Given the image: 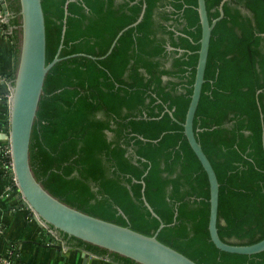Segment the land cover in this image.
<instances>
[{
	"label": "trees",
	"instance_id": "16d2710c",
	"mask_svg": "<svg viewBox=\"0 0 264 264\" xmlns=\"http://www.w3.org/2000/svg\"><path fill=\"white\" fill-rule=\"evenodd\" d=\"M222 1L205 0L210 22ZM41 5L45 61L59 47L61 59L46 73L31 131L29 164L40 185L71 208L145 235L163 223L156 238L197 264H264V250L222 251L209 237L208 178L182 126L201 34L197 0ZM221 8L193 130L219 183L218 235L250 245L264 238V0H224ZM0 26L16 55L8 20ZM47 230L68 248L140 264Z\"/></svg>",
	"mask_w": 264,
	"mask_h": 264
},
{
	"label": "water",
	"instance_id": "95a60500",
	"mask_svg": "<svg viewBox=\"0 0 264 264\" xmlns=\"http://www.w3.org/2000/svg\"><path fill=\"white\" fill-rule=\"evenodd\" d=\"M223 2L224 0L219 6V17L210 22L205 0H197L201 34L192 93L182 126L189 146L208 178L209 216L207 228L210 240L222 251L255 254L264 250V238L250 245H235L226 243L219 237L217 231L219 183L193 130V119L204 82L211 31L215 22L223 15L221 8ZM0 3L6 12L4 21L8 20L16 41L15 70L8 80L10 98L6 137L11 150L12 174L19 192V206L28 209L41 226L48 227L50 225L68 236L118 253L140 264H197L156 238V233L163 227V223L159 224L155 234H142L129 227L99 219L67 206L51 196L35 179L29 164L31 131L46 73L61 59L59 57L60 47L55 57L47 64L45 61V21L41 0H7L10 15L7 13L5 0H0ZM143 9L134 23L118 33L107 54L120 34L141 20ZM66 13L65 9V15ZM62 32H64V26ZM261 136L263 139L264 130ZM144 203L151 214L157 217L148 203Z\"/></svg>",
	"mask_w": 264,
	"mask_h": 264
},
{
	"label": "crops",
	"instance_id": "0c3cea01",
	"mask_svg": "<svg viewBox=\"0 0 264 264\" xmlns=\"http://www.w3.org/2000/svg\"><path fill=\"white\" fill-rule=\"evenodd\" d=\"M15 47L0 26V153L7 144L10 88L8 80L15 70ZM2 178L0 154V255L10 248L24 264H120L108 257L81 249L68 248L63 241L49 234L26 208L20 207L18 196L6 192Z\"/></svg>",
	"mask_w": 264,
	"mask_h": 264
},
{
	"label": "built area",
	"instance_id": "2783aa9c",
	"mask_svg": "<svg viewBox=\"0 0 264 264\" xmlns=\"http://www.w3.org/2000/svg\"><path fill=\"white\" fill-rule=\"evenodd\" d=\"M0 6L2 7L1 3H0ZM5 15H6V12L4 11V9H3V12L0 10V23L4 21ZM5 97L9 100L10 91L8 94H6ZM0 154L2 157V178L6 185L5 186L6 192L17 195L19 199V192L17 189L16 181H15L14 175L12 174L11 150H10V146L8 142L1 149ZM18 258H19L18 254L14 250H11L8 252V256H4L0 258V264H20Z\"/></svg>",
	"mask_w": 264,
	"mask_h": 264
}]
</instances>
